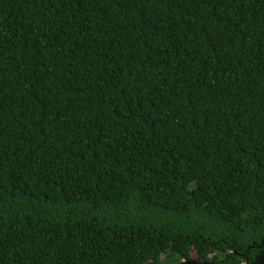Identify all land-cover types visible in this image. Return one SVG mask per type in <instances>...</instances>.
<instances>
[{
    "label": "trees",
    "instance_id": "16d2710c",
    "mask_svg": "<svg viewBox=\"0 0 264 264\" xmlns=\"http://www.w3.org/2000/svg\"><path fill=\"white\" fill-rule=\"evenodd\" d=\"M257 258L264 0H0V264Z\"/></svg>",
    "mask_w": 264,
    "mask_h": 264
},
{
    "label": "flooded vegetation",
    "instance_id": "af4514ba",
    "mask_svg": "<svg viewBox=\"0 0 264 264\" xmlns=\"http://www.w3.org/2000/svg\"><path fill=\"white\" fill-rule=\"evenodd\" d=\"M243 264H264V258H262V259L257 258L255 260V263H251L250 261H247V262H245Z\"/></svg>",
    "mask_w": 264,
    "mask_h": 264
},
{
    "label": "water",
    "instance_id": "95a60500",
    "mask_svg": "<svg viewBox=\"0 0 264 264\" xmlns=\"http://www.w3.org/2000/svg\"><path fill=\"white\" fill-rule=\"evenodd\" d=\"M182 264H197L196 262H188V263H182Z\"/></svg>",
    "mask_w": 264,
    "mask_h": 264
},
{
    "label": "rangeland",
    "instance_id": "374dc122",
    "mask_svg": "<svg viewBox=\"0 0 264 264\" xmlns=\"http://www.w3.org/2000/svg\"><path fill=\"white\" fill-rule=\"evenodd\" d=\"M193 256H194V258H196V255L195 254ZM153 260H154V257H151V261H153Z\"/></svg>",
    "mask_w": 264,
    "mask_h": 264
}]
</instances>
